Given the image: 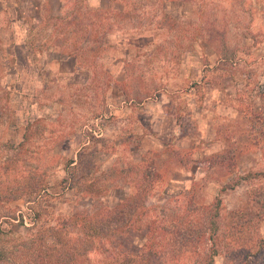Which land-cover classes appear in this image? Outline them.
I'll return each instance as SVG.
<instances>
[{"label":"rangeland","instance_id":"374dc122","mask_svg":"<svg viewBox=\"0 0 264 264\" xmlns=\"http://www.w3.org/2000/svg\"><path fill=\"white\" fill-rule=\"evenodd\" d=\"M260 113L264 0H0V192L45 189L0 202V247L18 264L29 234L78 237L71 217L121 205L153 166L146 214L106 255H140L149 223L201 228L214 214L209 264H264ZM143 143L157 149L139 161ZM205 247L151 264L202 263Z\"/></svg>","mask_w":264,"mask_h":264},{"label":"trees","instance_id":"16d2710c","mask_svg":"<svg viewBox=\"0 0 264 264\" xmlns=\"http://www.w3.org/2000/svg\"><path fill=\"white\" fill-rule=\"evenodd\" d=\"M79 1L82 3L83 0ZM67 19L68 16H65L59 20L63 21V24L68 25L69 23L66 22ZM52 41L51 45L56 46L57 41ZM65 53L69 56L77 54L73 50ZM150 168L149 171L143 172V178H147V185L141 189L139 188L131 197L126 198L121 205L110 209L98 200L91 214H79L71 217L70 224L72 228L78 230V237H70L67 234L68 237L64 239L59 236H54L53 234L56 232H52L55 239L50 235L53 239H51V244H47L45 243L47 237L45 239L40 237L35 238L36 235L29 234L30 239L28 243L23 242L18 249V251L23 252V256L20 254V257H23L25 260L18 262V264H151V262L157 261L153 258L158 257L162 250L167 247L172 248L176 252H197V250L204 248V246L207 247V249L206 247L204 249V257L206 256L207 259L204 258L202 263L198 264L211 263L213 258L218 255V248L216 247L218 227L213 221L214 214L210 217L209 222L207 220L206 226L201 228L195 227L192 223L183 222L184 219H181L180 222L176 220L170 226L163 225L159 227L154 226L153 223H149L142 230L145 241L140 255L133 257L112 253L106 255L104 253L107 251V249H104L105 247L109 248L113 242L118 241L119 237L132 231L134 224L146 214L144 206L147 195H145L146 191L144 189L152 186L154 183L153 177L156 176L155 174H158L156 167L151 166ZM263 174L257 173L255 176L258 177ZM31 184L33 185L27 186L26 183L22 182L13 190L5 192L6 189L0 192V202L12 203L23 197H28L26 199H34L40 192H45L43 179L39 178L38 180H34ZM239 184V180L235 181L232 185L222 187L221 191L227 189L232 190ZM94 186V182L89 183L86 187L87 192L92 193ZM215 201V206L212 209H215L219 205V199L216 198ZM3 234L0 229V236ZM39 235L44 234L40 232ZM0 243L2 244L1 237ZM141 254H144L142 261L140 259ZM15 261L9 260L6 257V249L0 247V264H15Z\"/></svg>","mask_w":264,"mask_h":264},{"label":"crops","instance_id":"0c3cea01","mask_svg":"<svg viewBox=\"0 0 264 264\" xmlns=\"http://www.w3.org/2000/svg\"><path fill=\"white\" fill-rule=\"evenodd\" d=\"M260 114H263V113H260ZM263 116H264V114H263ZM255 132V131H254ZM214 136L215 135H213V134H211V138H214ZM261 140H262V138H260ZM252 145V146H251ZM157 145H151V144H148V143H143V144H141L140 146H138L139 148V152H140V155H139V161L141 160L142 161V159H143V157H144V155L146 154V153H148L149 151H151V150H156L157 149V147H156ZM251 147H253L252 149H254V148H256L257 146H255L254 144H250V149H251ZM256 155H257V161H261V160H263L262 158L264 157V147L263 146H259L258 148H256ZM168 159H170V156L168 155V156H166ZM142 158V159H141ZM207 169H208V166H206V168H204L203 169V171H205V173L207 172ZM182 172H184V168L181 170V172L180 173H182ZM205 173H201L200 175H199V177H195V179L194 180H200V179H202L204 176H205Z\"/></svg>","mask_w":264,"mask_h":264}]
</instances>
